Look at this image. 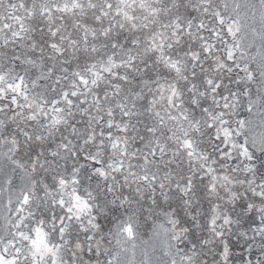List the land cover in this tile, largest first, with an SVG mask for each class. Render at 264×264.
<instances>
[{"label": "snow or ice", "instance_id": "1", "mask_svg": "<svg viewBox=\"0 0 264 264\" xmlns=\"http://www.w3.org/2000/svg\"><path fill=\"white\" fill-rule=\"evenodd\" d=\"M250 233L264 0H0V264H235Z\"/></svg>", "mask_w": 264, "mask_h": 264}, {"label": "rangeland", "instance_id": "2", "mask_svg": "<svg viewBox=\"0 0 264 264\" xmlns=\"http://www.w3.org/2000/svg\"><path fill=\"white\" fill-rule=\"evenodd\" d=\"M255 99V97H254ZM246 100V98H245ZM250 117V114L246 110V104L242 105L239 109L238 119H247ZM259 156L260 154L257 153ZM246 227V226H245ZM141 240L137 241L139 247L145 246H155L157 251L155 253L156 256L162 255V250L164 248L165 239L161 234L160 236H153L152 232L148 229H141ZM142 241H149V245H144ZM233 253L235 258V264H247V261L251 259L253 264L257 259L264 260V251L261 249V238L257 235L255 239L251 238V233L248 237L243 239L233 238ZM139 247L137 252H139ZM251 248L249 252L248 249Z\"/></svg>", "mask_w": 264, "mask_h": 264}]
</instances>
